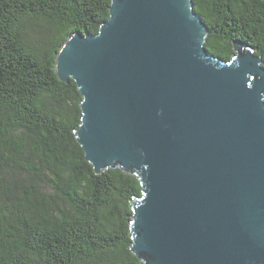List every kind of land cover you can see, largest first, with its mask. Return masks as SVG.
Segmentation results:
<instances>
[{
	"label": "water",
	"instance_id": "water-1",
	"mask_svg": "<svg viewBox=\"0 0 264 264\" xmlns=\"http://www.w3.org/2000/svg\"><path fill=\"white\" fill-rule=\"evenodd\" d=\"M192 0H111L54 70L81 96L74 137L99 175L135 176L140 264H264V68L242 42L221 61Z\"/></svg>",
	"mask_w": 264,
	"mask_h": 264
},
{
	"label": "trees",
	"instance_id": "trees-1",
	"mask_svg": "<svg viewBox=\"0 0 264 264\" xmlns=\"http://www.w3.org/2000/svg\"><path fill=\"white\" fill-rule=\"evenodd\" d=\"M204 47L242 42L264 68V0H192ZM111 0H0V264H140L130 251L135 176L94 173L73 130L81 96L54 70L74 32L97 34Z\"/></svg>",
	"mask_w": 264,
	"mask_h": 264
}]
</instances>
